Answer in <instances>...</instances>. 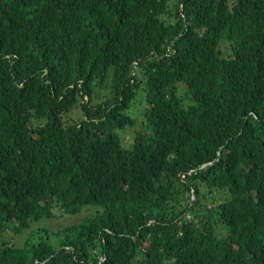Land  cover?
Here are the masks:
<instances>
[{
	"label": "trees",
	"instance_id": "16d2710c",
	"mask_svg": "<svg viewBox=\"0 0 264 264\" xmlns=\"http://www.w3.org/2000/svg\"><path fill=\"white\" fill-rule=\"evenodd\" d=\"M0 264H264V0H0Z\"/></svg>",
	"mask_w": 264,
	"mask_h": 264
},
{
	"label": "rangeland",
	"instance_id": "374dc122",
	"mask_svg": "<svg viewBox=\"0 0 264 264\" xmlns=\"http://www.w3.org/2000/svg\"><path fill=\"white\" fill-rule=\"evenodd\" d=\"M93 210H101V208L96 206V205H86L78 213L65 214L64 216H61V217L56 218V219H48L47 221H45V223L47 224L46 227L48 229H52V231H54L58 227H62L63 225H66V224H71V223L77 224V223L83 221L84 220L83 218L85 216L90 215L93 212ZM38 228H40V227H38ZM23 234L24 233H22V236H23ZM43 234H45V232H43Z\"/></svg>",
	"mask_w": 264,
	"mask_h": 264
}]
</instances>
